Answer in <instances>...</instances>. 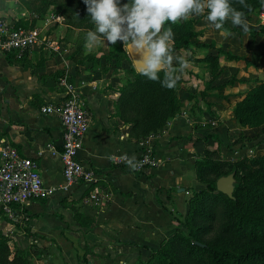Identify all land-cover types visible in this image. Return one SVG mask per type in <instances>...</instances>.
<instances>
[{
    "label": "crops",
    "instance_id": "obj_1",
    "mask_svg": "<svg viewBox=\"0 0 264 264\" xmlns=\"http://www.w3.org/2000/svg\"><path fill=\"white\" fill-rule=\"evenodd\" d=\"M6 1L0 0V14L5 10L13 20H21ZM261 14L264 16V11ZM226 24L234 27L230 21ZM235 28L240 33L228 35L226 41L219 40L223 45L220 48L244 55L249 64L224 54L217 56L213 75L206 62L197 79L184 75L185 71L180 73L175 92L179 110L161 130L142 138L131 134L130 122L121 120L114 109L117 87L127 75L121 67L65 66L55 51L37 44L39 38L18 57L12 52H0V142L13 144L31 156L43 183L55 187L47 197L32 199L23 208L33 212L28 218L34 224L31 230L43 235L33 237L37 244L45 241L48 229L56 224L77 229L84 239L80 244L87 247L88 263L126 264L144 257L159 244L172 228L173 214L178 216L186 209L188 192L198 187L194 160L204 149H214L220 156L228 157L239 150L237 133L245 127L235 120L232 107L241 96L229 94L226 100L220 95L242 88L240 82L229 81L231 75L241 78L244 86L250 82L257 74L254 55L259 57L264 49H254L252 37L241 34V27ZM206 29L197 35L202 42L207 38ZM235 40L237 45L231 49L228 44ZM179 50L174 49V54ZM202 50L210 54L216 51L209 47ZM62 70H67V79L79 89L89 111L78 154L97 171L91 184L96 198L88 195L89 189L80 181L71 182L64 190L58 187L62 177L57 109L63 89L56 79ZM207 84L211 92H202ZM48 104L54 110H40L41 105ZM49 142L54 144L53 149L48 147ZM146 148L158 159L154 166L130 171L108 162L110 153L136 157ZM11 228L12 224L0 214V230L7 234Z\"/></svg>",
    "mask_w": 264,
    "mask_h": 264
},
{
    "label": "rangeland",
    "instance_id": "obj_2",
    "mask_svg": "<svg viewBox=\"0 0 264 264\" xmlns=\"http://www.w3.org/2000/svg\"><path fill=\"white\" fill-rule=\"evenodd\" d=\"M6 2L10 4L9 7L15 9L19 13V16L21 17L19 24L27 25L28 28L35 31L37 37L39 38V42L37 44L42 46L46 45L52 51H55L57 56L64 60L65 66L77 64L97 66L98 64H101L102 67H121L127 75L122 78L120 83H122L125 78L131 77V74L127 69L129 65H132V63L124 45H121L120 43H117L114 46L110 45L104 42L103 37L99 36L95 40L88 39L87 33L89 31H94L95 28L92 23L88 25L91 18L87 15L86 8L81 4V0H7ZM122 2H126V0H122ZM263 11L264 6L260 4L255 10L246 14L245 18L249 24V31L245 33L241 28V34L245 33L246 35L252 37L251 43H254L253 47L257 50L264 49V31L261 33H252L250 32V29L254 27H261L264 30V16L261 14ZM0 17L9 23H12L13 19L8 16V13L5 10H3L2 14H0ZM164 27H171L174 33L172 41L175 43H182V45L177 48L180 49L179 52L175 55L183 57L187 62V67H190L185 69L184 75L188 74L190 77L194 75L196 79L199 76L198 73L201 65H203V62H206L209 65L210 63H215L218 66L217 56L220 55L223 57L224 55L223 50L220 48V46L223 45L219 44V40H227V36L224 34L225 31H230L232 35L240 33L225 27L220 30H216L205 20L203 16H193L189 20L182 21L178 24L165 22ZM205 27H207V38L204 40L205 43H210L211 45L199 44L200 39L202 38L197 35L200 33L201 29ZM235 29L237 30V28ZM187 31H194V35L189 38ZM256 34L262 36L258 35L255 37ZM172 41L170 43H173ZM236 45V40L228 44L231 49H233ZM204 47H209L210 49H214V51H216L214 54L206 53L202 50ZM248 49L255 53V50L253 48L251 49L250 46H248ZM207 56L208 58H206ZM254 56L253 61L255 62L253 63H255L254 66L256 67L257 74L253 75L252 78L249 79L250 82H248L246 86L241 84V78L231 75L229 77V81L234 79L240 82L242 88H238L234 92L221 94L220 96H223L226 100L228 99L226 96L229 94L231 96H242L249 88L257 86L264 79V54L259 55V57L258 55ZM224 63L225 61H222V64ZM210 69H213L212 66ZM66 71L67 70H62V73L66 74ZM225 85H227V83H225ZM207 87L208 84L206 88H202V92H211L207 90ZM175 92L176 88L174 94ZM261 97L264 99V91L261 94ZM242 127H245L242 130L243 132L239 131L237 133V136H239L240 139V141H238L239 150L234 152V154L229 157L221 156V158L217 160L221 171L231 170L233 168L235 169V176L239 178L242 175V171L239 168L247 166L248 163L247 161L241 159H249L256 157L259 154H264V123ZM248 148L250 150H248ZM235 166H237V169ZM203 186V183H199L196 189ZM193 193L194 191H189L186 198L188 199V197H192ZM230 210L231 207L223 209L219 206L212 221L210 222V228L200 234L199 237L208 242H215L225 228V223L227 222ZM32 213V210L29 209L26 211L24 209V212L20 214V216H16L14 218L8 217L6 214L2 213L4 214L3 216L5 219L12 224V228L7 231V234H5L11 252L21 249L27 257L28 264L85 263L81 257L82 250L80 248V242L82 243L84 239L83 237L81 238V235H78L79 233L76 231L77 229L70 228L67 225L63 226L56 224L53 228L48 229L49 233L48 236L45 237V241L41 244H37L33 237L37 235L43 237V235L31 230V227H33L34 224H31L28 218L32 216ZM189 214L190 206H186V209L178 216L173 214L175 217L174 223L171 230L168 231L166 236L163 238L165 241L177 235L187 237V239L191 240L192 237L188 235L184 226V223L188 221ZM79 237L82 240H77ZM158 245L159 244L150 248L147 254L141 259L144 260L151 254L156 255L158 250L163 248L166 250V253L170 258H180L176 254L177 246L175 249H171L170 245L157 248ZM87 253L88 251H86V254ZM146 261L147 260L144 262ZM92 263L94 262L91 261L88 264ZM133 263L134 261L126 264Z\"/></svg>",
    "mask_w": 264,
    "mask_h": 264
},
{
    "label": "trees",
    "instance_id": "obj_3",
    "mask_svg": "<svg viewBox=\"0 0 264 264\" xmlns=\"http://www.w3.org/2000/svg\"><path fill=\"white\" fill-rule=\"evenodd\" d=\"M230 2L245 15L261 4V0H245L249 7L244 8L238 0H230ZM81 4L84 5L83 0ZM19 21L14 19L11 24L28 27L19 24ZM90 24L91 21L88 25ZM224 27L236 30L235 27H229L227 24ZM263 31L261 27L250 29L252 33ZM187 35L189 38L192 37L194 31H187ZM172 42L173 49L182 45L180 42ZM199 44L211 45L202 41ZM223 53L228 58L243 59L246 64L250 62L244 55L234 54L228 50ZM209 66L213 68L210 69L213 75L216 64L210 63ZM127 70L131 77L125 78L118 85L114 109L121 120L130 122L131 134L142 138L161 130L166 120L178 110L179 102L174 94L175 89H166L160 82L139 75L132 65H129ZM160 76L162 79L163 73ZM263 91L264 79L235 101L232 114L239 125L253 126L264 123V99L261 97ZM219 158L221 156L218 151L204 149L202 155L194 160L195 178L204 186L196 190L192 189L191 191H194L192 197L186 199L187 206H190V214L184 226L188 235L192 237L191 240L177 235L166 241L161 240L157 247L170 245L171 249H175L177 246L176 254L180 258H170L163 248L158 250L156 255L151 254L144 260L136 259L133 264H264V154L241 159L248 163L247 166L239 168L242 171L240 178L234 174L239 182L233 188L232 197L215 189V178L230 171L219 169L220 165L217 161ZM235 167L237 169V166ZM219 206L223 209L231 207V210L218 239L215 242H208L199 235L210 228V222ZM2 213L0 209V214L3 216ZM80 248L84 264H88L87 250L81 244ZM145 260L147 261L144 262ZM0 264H28L27 257L21 249L10 251L7 237L1 230Z\"/></svg>",
    "mask_w": 264,
    "mask_h": 264
},
{
    "label": "clouds",
    "instance_id": "obj_4",
    "mask_svg": "<svg viewBox=\"0 0 264 264\" xmlns=\"http://www.w3.org/2000/svg\"><path fill=\"white\" fill-rule=\"evenodd\" d=\"M83 3L95 28L87 33L88 39L99 36L110 45L120 43L135 50L137 73L169 90L176 88L187 62L174 54L170 43L174 33L171 27H164L165 22L178 24L193 16H203L216 30L230 21L245 33L249 31L245 13L234 8L230 0H83ZM238 3L249 7L245 0ZM261 5L264 6V0ZM224 34L232 35L230 31ZM124 162L131 170L138 167L135 157L125 156Z\"/></svg>",
    "mask_w": 264,
    "mask_h": 264
},
{
    "label": "built area",
    "instance_id": "obj_5",
    "mask_svg": "<svg viewBox=\"0 0 264 264\" xmlns=\"http://www.w3.org/2000/svg\"><path fill=\"white\" fill-rule=\"evenodd\" d=\"M37 34L25 26H13L0 18V52H12L16 57L37 42ZM57 84L63 89V98L57 109L60 127V158L62 183L64 190L68 184L80 181L91 198H96V191L91 187L97 171L79 157L82 138L89 123V111L79 89L66 77L65 73L57 76ZM40 110H54L50 104L41 105ZM50 149L52 142L47 143ZM248 150H250L248 148ZM124 153L113 152L108 155L112 166H124L130 171H139L154 166L158 159L149 148L143 149L136 157V170H131L124 158ZM129 157V156H127ZM54 186L42 181L36 161L20 152L13 144L0 142V209L8 217L20 216L24 206L32 199L44 198L53 192ZM17 210V212H16Z\"/></svg>",
    "mask_w": 264,
    "mask_h": 264
},
{
    "label": "water",
    "instance_id": "obj_6",
    "mask_svg": "<svg viewBox=\"0 0 264 264\" xmlns=\"http://www.w3.org/2000/svg\"><path fill=\"white\" fill-rule=\"evenodd\" d=\"M126 52L131 60L132 66L134 67V69L136 70V64H135V60H136V52L135 50L129 48V47H125ZM238 179L235 178L234 176V169L226 172V173H222L220 175H218L215 180H214V186L216 190H219L223 193H225L227 196L232 197V191L235 185L238 184Z\"/></svg>",
    "mask_w": 264,
    "mask_h": 264
}]
</instances>
